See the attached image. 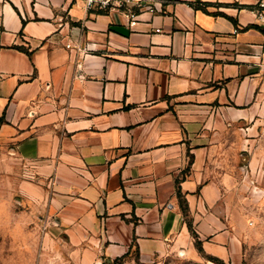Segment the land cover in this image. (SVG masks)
I'll return each instance as SVG.
<instances>
[{
  "label": "crops",
  "instance_id": "obj_1",
  "mask_svg": "<svg viewBox=\"0 0 264 264\" xmlns=\"http://www.w3.org/2000/svg\"><path fill=\"white\" fill-rule=\"evenodd\" d=\"M144 1L131 27L85 0H0V172L28 176L73 264L197 241L244 264L249 222L218 168L264 115V0Z\"/></svg>",
  "mask_w": 264,
  "mask_h": 264
},
{
  "label": "rangeland",
  "instance_id": "obj_2",
  "mask_svg": "<svg viewBox=\"0 0 264 264\" xmlns=\"http://www.w3.org/2000/svg\"><path fill=\"white\" fill-rule=\"evenodd\" d=\"M248 139L218 169L233 176L228 192L233 211L249 222L244 264H264V115L248 131ZM27 177L0 172V264H73L61 242L48 239L44 204L21 192ZM152 264L218 263L196 248L171 249Z\"/></svg>",
  "mask_w": 264,
  "mask_h": 264
},
{
  "label": "built area",
  "instance_id": "obj_3",
  "mask_svg": "<svg viewBox=\"0 0 264 264\" xmlns=\"http://www.w3.org/2000/svg\"><path fill=\"white\" fill-rule=\"evenodd\" d=\"M86 7L88 10H98V11H112V10H122L127 12L130 17V26L134 27L138 24V15L135 11L134 4L137 5L138 10L149 12L154 14L156 12V6L148 3L144 0H85ZM70 47V45H68Z\"/></svg>",
  "mask_w": 264,
  "mask_h": 264
},
{
  "label": "trees",
  "instance_id": "obj_4",
  "mask_svg": "<svg viewBox=\"0 0 264 264\" xmlns=\"http://www.w3.org/2000/svg\"><path fill=\"white\" fill-rule=\"evenodd\" d=\"M192 6L195 8V9H200V10H203L204 12L206 13H209V14H213V15H218L219 13H210L208 11V5L207 4H204L202 3L201 1H198L196 4H192ZM135 11H137L135 9ZM107 11H98V13H105ZM250 28H259L257 25H253V26H250ZM178 195L180 196V198L182 197L181 196V192L178 190ZM182 209L184 212L187 211V207H186V204H185V201L182 200ZM196 247L197 249L200 251V252H203V249L199 243V241H197L196 243ZM211 260L217 262L218 264H225L221 259L217 258V257H213V256H209Z\"/></svg>",
  "mask_w": 264,
  "mask_h": 264
}]
</instances>
